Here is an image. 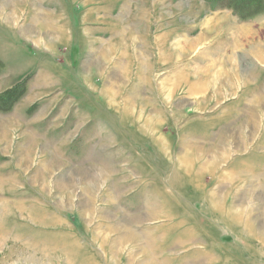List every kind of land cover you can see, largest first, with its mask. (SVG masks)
<instances>
[{
  "label": "rangeland",
  "instance_id": "374dc122",
  "mask_svg": "<svg viewBox=\"0 0 264 264\" xmlns=\"http://www.w3.org/2000/svg\"><path fill=\"white\" fill-rule=\"evenodd\" d=\"M260 1L0 0V264H264Z\"/></svg>",
  "mask_w": 264,
  "mask_h": 264
},
{
  "label": "trees",
  "instance_id": "16d2710c",
  "mask_svg": "<svg viewBox=\"0 0 264 264\" xmlns=\"http://www.w3.org/2000/svg\"><path fill=\"white\" fill-rule=\"evenodd\" d=\"M216 2H222L223 4L226 3L228 8L241 14V17H247L250 14H248V10L250 9L251 4L256 5L257 3H261V6L263 5V2L260 0H216ZM242 9L244 10L242 11ZM251 12L254 14L253 11Z\"/></svg>",
  "mask_w": 264,
  "mask_h": 264
},
{
  "label": "crops",
  "instance_id": "0c3cea01",
  "mask_svg": "<svg viewBox=\"0 0 264 264\" xmlns=\"http://www.w3.org/2000/svg\"><path fill=\"white\" fill-rule=\"evenodd\" d=\"M213 81H215V83L218 82V80H213Z\"/></svg>",
  "mask_w": 264,
  "mask_h": 264
}]
</instances>
